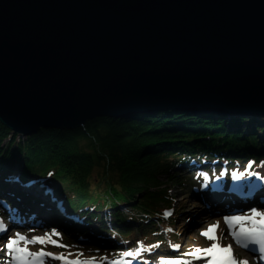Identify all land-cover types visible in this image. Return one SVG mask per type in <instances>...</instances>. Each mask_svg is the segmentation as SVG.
Wrapping results in <instances>:
<instances>
[{"label":"water","instance_id":"water-1","mask_svg":"<svg viewBox=\"0 0 264 264\" xmlns=\"http://www.w3.org/2000/svg\"><path fill=\"white\" fill-rule=\"evenodd\" d=\"M264 116V0H0V123Z\"/></svg>","mask_w":264,"mask_h":264},{"label":"trees","instance_id":"trees-1","mask_svg":"<svg viewBox=\"0 0 264 264\" xmlns=\"http://www.w3.org/2000/svg\"><path fill=\"white\" fill-rule=\"evenodd\" d=\"M260 132L257 117L173 111L100 117L74 130L42 128L24 137L0 123V178L44 180L87 225L99 221L116 239L149 244L159 236L167 186L191 182L174 165L188 158L241 159L246 148L264 147Z\"/></svg>","mask_w":264,"mask_h":264},{"label":"snow or ice","instance_id":"snow-or-ice-1","mask_svg":"<svg viewBox=\"0 0 264 264\" xmlns=\"http://www.w3.org/2000/svg\"><path fill=\"white\" fill-rule=\"evenodd\" d=\"M243 175V174H241ZM233 176H236V173H233ZM172 213L170 211L165 212V216H169ZM255 217H260L261 219L256 220ZM225 222L228 224L229 228L231 229L235 223H239L245 219H251L253 227L250 229H245L241 228L239 232H230V234L236 239L237 243H242L243 247L247 248L248 243L246 241H251L253 243H261L264 244V212H258L256 209L252 210V217H225ZM219 224L215 225H210L209 228L201 233L204 237H206L210 241H216L218 237L215 235V231L218 228ZM5 227L0 224V231H4ZM170 231V230H169ZM54 234L55 230H54ZM16 239H10L6 247L15 253L18 254V258H22L25 255H30L27 253L26 249H22L18 247V244L20 241H24L25 237L22 236L21 234L17 233L16 234ZM45 237H34L32 241L29 242H40L44 243L45 242ZM49 242L55 244L56 241H51L49 239ZM175 247L179 248V245H176ZM205 254L207 256H211L212 260L209 262V264H248L247 261H237L233 258L232 256V250L231 246L229 245L228 247H221L218 243H213L210 247L208 248H196L194 252L190 253L191 255L194 256H199V254ZM39 255H51L45 254L41 252ZM63 259V257H60ZM71 264H91L89 261H73Z\"/></svg>","mask_w":264,"mask_h":264},{"label":"rangeland","instance_id":"rangeland-1","mask_svg":"<svg viewBox=\"0 0 264 264\" xmlns=\"http://www.w3.org/2000/svg\"><path fill=\"white\" fill-rule=\"evenodd\" d=\"M208 114V113H206ZM247 122V120H246ZM245 122V123H246ZM262 133V132H260ZM56 186L61 187L62 185L60 183H56ZM170 187V191L169 194L171 195L170 197V207H171V215L167 216V218L170 219V221L168 223H160L158 228L160 230V232L168 239L166 245L168 246L167 250L170 249V240L174 239L176 240L177 244L176 245H182V247L184 248L186 246L189 247H197V248H201L204 249L205 247H208L206 244L208 243V241L206 240V237H204L203 235H201V233L205 230H207L208 228L205 227L203 228L201 231H199L198 233H191V230H193L195 227V221L194 220V215L192 216L191 219H186V217H190L191 215H189L188 212H191L193 210L194 207V203L192 200H190V198L188 197V195L184 192H182L183 187L182 186H177V185H171ZM193 221L192 223H188L190 221ZM187 224V225H185ZM219 226L220 223L218 222ZM185 226V227H183ZM218 226V227H219ZM55 229L51 228L50 231L45 230V229H39L40 232L35 231V235L39 236V237H47L48 240L44 243V245L41 247L43 248L46 252H50V246L51 242H49V239L51 238V236L55 235L54 231ZM170 230V231H169ZM181 230H184L186 233L189 234V236H185V241L181 238H179V233L181 232ZM45 231V232H43ZM178 231V232H177ZM59 231L55 230V233H58ZM44 233V234H43ZM166 233V234H164ZM171 235H170V234ZM216 235V234H215ZM68 235H65L64 237L66 238ZM58 239V238H57ZM206 241V242H204ZM169 242V243H168ZM165 245V244H164ZM179 245V248H180ZM138 246H135L134 249L135 251H138ZM179 248H174L173 250H171L173 253L176 252L177 250H179V254L181 255L182 250ZM51 250V249H50ZM161 252V251H160ZM154 252L151 253H145L147 254V256L144 254L143 256L146 258L148 256H154L153 254ZM188 258V257H187ZM186 258H184L185 260ZM152 261V264H157V261H154V258L152 257L151 259H149ZM185 264V263H184Z\"/></svg>","mask_w":264,"mask_h":264},{"label":"bare ground","instance_id":"bare-ground-1","mask_svg":"<svg viewBox=\"0 0 264 264\" xmlns=\"http://www.w3.org/2000/svg\"><path fill=\"white\" fill-rule=\"evenodd\" d=\"M208 114H214V113H208ZM214 115H217V116H221V115H218V114H214ZM229 118H231V117H229ZM249 146H252V144H250ZM253 150V151H258V153H261V147L259 146H257V145H254V146H252V147H249V149L248 150ZM30 189H34L36 192H38L39 193V195H41V196H43V194H42V192L39 190V187H37V186H33V185H31L30 186V188H29V191H30ZM195 189V188H194ZM245 192H248V190H244ZM35 194V193H34ZM189 198L192 200V201H195L196 199H197V196H189ZM214 198V197H213ZM217 209H218V207H217ZM198 208H196V211H195V213L194 214H196V216H194V220L193 221H195L197 218V221L199 220V222L197 223V224H199V223H201L202 222V220L204 219V217H201L202 215H199L200 213L201 214H205L204 212H205V210H202V211H200V210H198ZM193 214V215H194ZM208 216V215H207ZM186 218H188V217H186ZM196 224V225H197ZM214 224H217V221H215L214 222ZM185 225H187V224H185ZM195 225V226H196ZM183 227H185V226H183ZM8 231V230H7ZM6 231V233H8ZM110 232V231H109ZM178 232V231H177ZM215 234H216V236L218 237V239L216 240V241H210V240H208L207 238H206V240L208 241V243L206 244L208 247H210L213 243H218L219 245H223V247H228L229 245L231 246V244L226 240V242L224 243L223 242V239H222V237H220V235L218 234V228L216 229V231H215ZM71 235H73V232L69 235V236H71ZM87 236H89V233L87 234ZM179 238H184L185 236H189V234L188 233H186L184 230H181V232L179 233ZM73 237H75V233H74V235H73ZM73 237H72V239H73ZM108 238H106L105 236H101V235H98V237L96 236H91V237H89L87 240H84V241H82V245H90V241L91 242H94L93 243V245L94 244H103V243H105L106 242V240H107ZM78 241V240H77ZM204 242H206V241H204ZM132 244H133V241H128V240H125V241H123V242H121L120 243V250L121 251H123L122 252V254H124V256L122 257V261H124V262H122L123 264H130V263H133V264H143V263H145V264H148V262H146L145 260H149V259H151L152 257L151 256H148V257H146V259L144 260V259H142L141 260V262H137V261H135V260H132V259H136V260H138V258H139V255L138 254H136L135 253V249L132 247ZM110 246V245H108L107 243L105 244V246ZM97 247V246H96ZM208 247H206V248H208ZM99 248V247H98ZM231 248H232V246H231ZM145 253V252H144ZM149 253V252H148ZM144 255V254H143ZM146 256H147V254H145ZM161 255V253L159 252V251H155V253H154V259L156 258H158L159 256ZM1 257V256H0ZM127 260H130L129 262H126ZM144 260V261H143ZM143 261V262H142ZM239 261H247V262H249V260H247V259H244V260H239ZM202 262V261H201ZM2 263H5V260H3L2 261ZM197 262H196V260L194 259V260H191L190 261V264H196Z\"/></svg>","mask_w":264,"mask_h":264}]
</instances>
